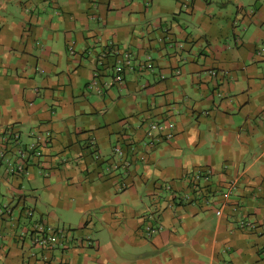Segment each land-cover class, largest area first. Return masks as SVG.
<instances>
[{
  "label": "crops",
  "instance_id": "crops-1",
  "mask_svg": "<svg viewBox=\"0 0 264 264\" xmlns=\"http://www.w3.org/2000/svg\"><path fill=\"white\" fill-rule=\"evenodd\" d=\"M6 126L0 264H264V0H0Z\"/></svg>",
  "mask_w": 264,
  "mask_h": 264
},
{
  "label": "built area",
  "instance_id": "built-area-1",
  "mask_svg": "<svg viewBox=\"0 0 264 264\" xmlns=\"http://www.w3.org/2000/svg\"><path fill=\"white\" fill-rule=\"evenodd\" d=\"M110 45L111 51L114 53H117L118 47L115 45L113 40H110L108 42ZM116 79L118 81L122 80V75L118 74ZM152 128H155V126H152ZM35 134L38 140L28 145H23L21 142V134L18 130H15L12 126H6L4 129H0V159H4L5 163L7 164V169L9 171H13V169L16 167L17 169L22 170L23 169V163L18 166H12V163L10 160L5 158L4 151H10L15 150L17 154L20 156L27 158L34 154L35 156L41 157L44 154V148L46 147L47 140L50 138V132L45 131L44 134L39 136V133H32ZM39 141L40 144H39ZM44 147V148H43ZM14 153V154H15ZM41 163L44 164V161L41 160ZM207 172V173H206ZM201 171V174L204 178L208 177V171ZM199 178V176L197 177ZM217 214H220V211H217ZM33 210L29 209L27 212V216L32 217ZM33 239L32 243L37 246L45 247L48 249H52L56 246H68V232H72V230L64 227L59 228H53L52 226H48L47 228L44 227L43 223L41 221H35L33 225ZM84 242L86 245L93 244L92 240L87 237Z\"/></svg>",
  "mask_w": 264,
  "mask_h": 264
},
{
  "label": "rangeland",
  "instance_id": "rangeland-1",
  "mask_svg": "<svg viewBox=\"0 0 264 264\" xmlns=\"http://www.w3.org/2000/svg\"><path fill=\"white\" fill-rule=\"evenodd\" d=\"M114 43H115V45H117V43H116L115 41H114ZM69 45H70V46H69V48H68V53H69L71 56H73V55H74V52H75V51H74L73 42H71ZM117 46H118V45H117ZM74 56H75V55H74ZM115 95H117L116 92H115ZM5 170H6V166L4 165V168H3L1 171H2V172H5ZM30 198L33 199L32 197H30ZM29 201H30V200H29ZM32 204H33V203H32ZM28 210H29V208L25 209V214H26V215H27ZM35 213H36V211L34 212V210H33L32 218L35 217ZM29 218H31V217H29ZM37 220H39V216L36 217L34 220H32V222L30 223L31 230H33V225H34L35 221H37ZM43 225H44L45 228L48 227V225L45 224L44 222H43ZM66 227H67V226H66ZM38 247L41 248V246H38ZM46 249L49 250L48 248H46Z\"/></svg>",
  "mask_w": 264,
  "mask_h": 264
},
{
  "label": "trees",
  "instance_id": "trees-1",
  "mask_svg": "<svg viewBox=\"0 0 264 264\" xmlns=\"http://www.w3.org/2000/svg\"><path fill=\"white\" fill-rule=\"evenodd\" d=\"M203 171H205V170H203ZM184 199H186V198L179 199V197H176L175 199H171V205L175 206L177 204V202L182 201Z\"/></svg>",
  "mask_w": 264,
  "mask_h": 264
},
{
  "label": "clouds",
  "instance_id": "clouds-1",
  "mask_svg": "<svg viewBox=\"0 0 264 264\" xmlns=\"http://www.w3.org/2000/svg\"><path fill=\"white\" fill-rule=\"evenodd\" d=\"M33 210V209H32ZM29 217V216H28ZM37 221H41L40 219L39 220H37ZM42 222V221H41ZM43 223V222H42ZM49 226V225H48Z\"/></svg>",
  "mask_w": 264,
  "mask_h": 264
}]
</instances>
